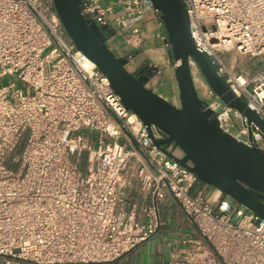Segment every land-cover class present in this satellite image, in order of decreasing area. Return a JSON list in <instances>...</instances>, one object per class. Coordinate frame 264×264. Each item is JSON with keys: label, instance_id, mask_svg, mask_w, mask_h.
Here are the masks:
<instances>
[{"label": "built area", "instance_id": "obj_1", "mask_svg": "<svg viewBox=\"0 0 264 264\" xmlns=\"http://www.w3.org/2000/svg\"><path fill=\"white\" fill-rule=\"evenodd\" d=\"M185 1L197 46L264 116V65L251 73L223 56L264 55V0ZM81 7L86 18L124 31L131 47L143 46L150 12L171 47L152 0ZM90 60L54 0H0V264H116L158 233L169 198L195 234L180 238L162 264H264V217L220 189H197L196 173L157 143L169 134L126 107ZM202 88L220 125L264 150L262 130L209 84ZM166 149L184 155L175 141ZM131 190L142 202L128 209Z\"/></svg>", "mask_w": 264, "mask_h": 264}, {"label": "water", "instance_id": "obj_2", "mask_svg": "<svg viewBox=\"0 0 264 264\" xmlns=\"http://www.w3.org/2000/svg\"><path fill=\"white\" fill-rule=\"evenodd\" d=\"M161 12L165 31L176 61L179 104L157 93L149 77L131 72V55L119 56L107 44L109 25L86 18L81 0H54L56 10L69 35L109 78L123 103L148 125L154 123L169 138L157 141L172 158L188 166L199 179L264 217V150L250 145L225 130L216 112L198 91L192 60L196 61L208 84L229 106L239 110L248 123L264 133V116L232 89L220 66L195 41L185 0H152ZM250 135L252 130L250 128ZM175 141L182 157L168 151Z\"/></svg>", "mask_w": 264, "mask_h": 264}, {"label": "crops", "instance_id": "obj_3", "mask_svg": "<svg viewBox=\"0 0 264 264\" xmlns=\"http://www.w3.org/2000/svg\"><path fill=\"white\" fill-rule=\"evenodd\" d=\"M144 26L146 39L141 47L128 46L124 37L118 36L125 35V32L113 25H109L107 44L119 56L132 55L127 64L128 69L135 74L147 75L149 77L147 84L151 88L174 104H179V86L175 74L176 61L171 55V47L159 36V33L164 31V27L160 26L154 14L150 12L147 14ZM223 56L230 62L231 55L228 52H223ZM194 77L198 89L208 84L203 75L200 78L195 75ZM196 188L208 194L216 191V188L202 181L197 182ZM141 202L142 197L138 190H131L125 196V206L128 209L132 208L134 203ZM161 219L158 233L128 252L116 264H162L170 258L175 249V243L180 238L195 234L190 218L173 198H169L161 205Z\"/></svg>", "mask_w": 264, "mask_h": 264}, {"label": "rangeland", "instance_id": "obj_4", "mask_svg": "<svg viewBox=\"0 0 264 264\" xmlns=\"http://www.w3.org/2000/svg\"><path fill=\"white\" fill-rule=\"evenodd\" d=\"M119 37H124V34H121V35H118ZM229 55H231V58H230V63L231 64H235V66H241V67H247L245 68L247 71L249 72H252L256 69H258L259 67L263 66L264 65V55H259V56H255V57H252V56H249V55H243V56H240V55H235L233 56V53L232 52H228ZM256 58V59H254ZM252 59H254V61H252ZM241 60L243 62H241ZM255 62V63H254ZM194 73H195V76H197L198 78H200V76L202 75L201 73V70L199 68H197L196 66H194ZM9 81V78L8 77H5L3 79V83H7ZM2 83L0 82V85ZM199 91V94L201 97H203V88L202 87H199L198 89ZM209 100H211V98H209ZM235 110L232 111V119L233 120L234 118H236L235 116ZM243 123L242 121L239 119L236 121V124L234 126H232V131L234 132H239L241 127H242ZM214 193V192H213ZM213 193H211L210 195H212Z\"/></svg>", "mask_w": 264, "mask_h": 264}, {"label": "bare ground", "instance_id": "obj_5", "mask_svg": "<svg viewBox=\"0 0 264 264\" xmlns=\"http://www.w3.org/2000/svg\"><path fill=\"white\" fill-rule=\"evenodd\" d=\"M90 62H91V64H92L94 67H96V68L98 67L97 64H96L94 61L90 60Z\"/></svg>", "mask_w": 264, "mask_h": 264}]
</instances>
